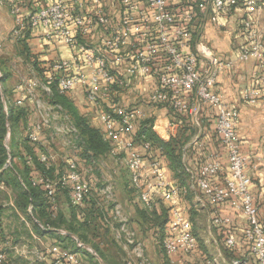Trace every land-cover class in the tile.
I'll list each match as a JSON object with an SVG mask.
<instances>
[{
	"label": "built area",
	"instance_id": "built-area-1",
	"mask_svg": "<svg viewBox=\"0 0 264 264\" xmlns=\"http://www.w3.org/2000/svg\"><path fill=\"white\" fill-rule=\"evenodd\" d=\"M4 1L0 0V3ZM175 1L34 0L36 5L32 3L25 13L23 0H9L14 18L11 32L14 40H23L28 32L37 29L44 40L62 41L71 53L69 57L52 61L45 74L46 81L40 77L31 81L23 78L16 85V90L23 94L15 99L16 103L24 105L26 101L30 102L31 109L38 116L36 121L30 120L24 134L34 152L39 150V144L43 146L38 154L40 162L52 168L58 160V153L47 144L48 128L74 147L73 155L65 157L63 170L57 169L49 174L33 167L30 182L44 188L54 213L60 208L59 195L64 189L69 190L71 203L76 207L84 206L85 200L96 193L106 209L112 205L109 207L111 219L106 217V222L112 227L118 223V233L128 232L129 218L117 200L114 181H107L100 188L93 187L94 178L86 176L82 168L86 161L77 155L81 136L73 118L61 104L44 99L40 94L45 91L52 95L53 84L61 94H68L80 86L86 99L94 104L95 109L97 107L104 138L114 146L111 152L124 156L130 187L135 193L133 203L150 209L161 200L169 204L163 247L172 264H191L194 258L197 264H218L217 259L207 257L200 249L189 210L182 205L183 195L188 190L197 200L195 207L212 209L211 226L217 230L226 231L233 224V217L222 212L231 201L236 212L245 216L246 225L239 237L232 232L224 235L225 247L234 249L240 240L247 250L243 255L237 254L231 264H264V222L256 195L251 190L250 157L241 151L237 131L239 115L236 110L225 106L222 94L214 90L220 72L230 63L209 53L208 48L189 49L194 37L192 25L197 8L212 5L221 15L230 12L232 5L239 1L180 0L186 4L179 6L174 4ZM241 5L246 7L250 16L242 21L244 30L241 33L247 42L238 58L255 60L254 84L247 91L248 101L255 103L262 93L257 83L264 84V24L254 14L264 8V0H245ZM98 33L102 36L95 40ZM204 60L206 67H202ZM150 76L153 79L150 90L141 96L146 105L114 100L118 92L125 95L132 90L135 78ZM10 103L5 98L6 110ZM159 103H170L179 111L189 112L196 123H199L203 104L218 108L215 130L227 152L228 164L211 156L197 170L187 167L191 174L188 187L171 183L163 158L153 155L149 159L146 153L151 148L150 142L139 144L137 136L142 120L149 115L146 108ZM10 140L9 123L6 148ZM189 145L184 148V161L190 157ZM24 157L28 165L33 164V154L25 153ZM128 242L134 245L139 264H150L131 233L128 234ZM49 252L55 256L52 264H83L80 254L70 248L53 246ZM8 261L7 251L0 247V264Z\"/></svg>",
	"mask_w": 264,
	"mask_h": 264
},
{
	"label": "crops",
	"instance_id": "crops-1",
	"mask_svg": "<svg viewBox=\"0 0 264 264\" xmlns=\"http://www.w3.org/2000/svg\"><path fill=\"white\" fill-rule=\"evenodd\" d=\"M33 1L34 0H23V10L25 13L28 12ZM9 3V0L0 3V43L2 44L0 47V63H7L12 58L20 56L23 49L21 42L23 41L28 44L30 52L38 56L40 60H54L58 57H69L71 55L69 49L62 41L54 43L44 40L40 37L41 32L37 29L28 32L26 37L21 41L14 40L11 35L14 27V18L10 11ZM174 4L179 6L186 3L177 0ZM35 5L36 4L33 3V6ZM249 16L250 14L248 10L243 5L231 9L230 12L221 15L217 14L212 5H209L204 9L197 8V15L192 25L194 37L189 49L198 50L203 49L204 47L208 48L209 53L216 55L224 62L230 63L229 66H225L220 72L214 90L222 94L225 106L238 112L237 131L240 138L241 151L243 154L250 157L248 173L252 177L251 190L256 195L261 219L264 222V84L262 82L257 83L262 92L261 96L255 103H250L247 99V91L254 84L255 60L250 59L242 61L238 58L242 48L247 42L246 37L243 36L239 30V27L241 26L240 23ZM254 16L261 24H264V8L258 9ZM101 36L102 34L98 33V35L95 36V40H99ZM206 66L207 62L204 60L202 67ZM5 67L6 66L4 65L0 67V75H2ZM14 74L15 73L12 71V76L7 79L5 83H0L2 98L16 99L23 95L16 90V85L21 78L18 79ZM152 80L151 76L143 79L135 78L133 80L134 87L132 90L125 93L126 97L118 92L116 95V99H118L116 101L125 103L124 101L127 100V96L130 93L132 94V98L129 102L134 99V103H138L135 99H139L140 96L148 94ZM69 95L79 111L86 117L90 116L88 111L92 110L91 107L94 106V104L86 99L82 87L77 86L69 93ZM121 99L123 101H121ZM25 104L29 106L32 105L27 101ZM30 110L31 120L36 121L38 119L37 114L34 112V109H31V107ZM150 110H154L153 112L156 116L154 128L164 139L177 136L185 130L183 129L185 126L184 123L172 122L166 107L158 105L153 106ZM217 114L218 108L209 104H203L201 112L199 113V123H196L195 118L191 117V123L188 124L189 127L192 128V132L190 131L189 133H186L187 136L190 134V139L186 145L190 144L189 146H191L195 140L201 139L205 142V147L201 150L203 153H200V157H204L203 160H207L213 156L227 165V152L215 130ZM95 117L97 118L96 120H98L97 123L100 124L99 128H102L98 115L95 114ZM88 118L93 125L97 126V123L94 122L96 120L92 121L90 117ZM111 146L112 148L114 147L113 145ZM113 157L116 158V160H120L122 163L124 162L123 154H116V152H110L101 159L103 160V158H107L111 160ZM1 171L2 169H0V172ZM166 175L171 183H175L174 178L171 176V172L167 170ZM129 177H121L118 182L116 193L117 200L121 203L124 213L129 218L128 232L118 233L116 229L119 227H112V234L116 235L117 241L122 243L123 239H125V242L127 241V246L130 245V248L127 249L128 256L126 264L140 263V258L135 253L134 245L128 244L129 233L132 234L136 243L142 247L150 264H169L171 259L160 246L161 227L160 225L149 223L148 219L145 220L143 213L141 212L142 207L133 203L132 200L135 193L133 188L130 187ZM2 183L4 184L3 181ZM61 198L64 203L65 222L61 227L51 228L54 230L53 234L44 233L41 235L33 226V228L30 229L31 239L28 240V242L25 240L19 241L16 236H12L10 235V232L6 231L3 220L0 219V247L8 253L9 261L7 264H52L55 256L53 253L49 252V250L53 246H61L63 248L75 250L79 254H83V264H93L89 259V256L82 251L83 248H86L92 252V249L88 246L83 247L82 244L87 245V243L83 242L78 234L71 232L68 227L73 218L72 210L65 203L67 198L65 196H61ZM232 203L233 202L231 201L222 212L233 217L231 228H226V230L229 231V233H236L237 237H239L246 225V219L243 214L236 212L234 204ZM182 205L188 210L192 206L190 200L187 199H183ZM154 207L158 214L162 213V206L159 201L156 202L153 208ZM198 207L199 206L197 205L194 211H191L189 215H194L193 228H195V233L202 239L200 240L201 247L207 257L217 259L218 264H231L232 259L237 254L243 255L247 252L246 247L244 244L240 243V240L238 241L237 247L234 249L225 247L223 245L224 236L222 235V232L211 226L212 209L210 207H200L199 209ZM31 208L32 205H30L28 212H32ZM17 211L20 213V210ZM75 212L77 214V221H75L77 223L83 222L84 212L81 213V211L78 212L77 210ZM196 213H198L197 217H195ZM200 214L203 219L202 226L198 222ZM203 217H205L206 220H204ZM37 223L45 231L51 230L50 228H45L39 220H37ZM104 228L105 226L103 225L101 229ZM165 229L166 223L164 225V230ZM66 236L71 237L72 240L77 243L78 247L73 246L72 242L67 239ZM24 249H29V255L24 252Z\"/></svg>",
	"mask_w": 264,
	"mask_h": 264
},
{
	"label": "trees",
	"instance_id": "trees-1",
	"mask_svg": "<svg viewBox=\"0 0 264 264\" xmlns=\"http://www.w3.org/2000/svg\"><path fill=\"white\" fill-rule=\"evenodd\" d=\"M239 3L236 5H232V9L238 7L243 3L245 0H238ZM231 11V10H230ZM239 30L240 32H243L244 30V24L240 23ZM21 41V40H20ZM22 43V52L26 54V60L27 62H30V65L35 69L39 70V73H44V78L42 80H45V74L46 71L51 67L53 60H40L38 56L32 54L30 52L29 46L26 42ZM26 52V53H25ZM5 62L0 63V67L4 65ZM6 66V65H4ZM7 66L4 68L2 75H0V83H5L7 79H9L12 76V71L6 70ZM46 94L45 91H42ZM48 100L59 103L62 105V107L70 114V116L73 118L75 125L79 129L81 141H80V149L77 152V155L84 159L87 164H95L94 162H97L98 159H101L102 157L108 155L111 150L112 146L109 141H107L104 138L103 130L91 123V121L82 114L78 107L75 105L73 100L71 99V96L68 94H61L59 90L57 89L56 85H52V95H48ZM118 99V98H117ZM116 98L114 100H117ZM159 106L166 107L168 109V115L172 122H182L184 123L183 132H181L177 136H172L169 139H164L161 137L157 131L155 130V120L156 116L153 114H149L147 117H145L140 127L137 131L138 136V142L139 144H143L146 141H149L151 144V148L147 151L146 155L150 159L153 155H159L163 158L164 163L166 165V168L169 172H171L172 178L175 180V184L181 187H188L189 181L191 179V174L187 170V167L190 166L194 170H197L198 167L201 165V163L204 161V157H200V153H203L201 150L205 147V142L201 139H198L196 143H193L189 149V159L187 161L183 160V153L184 148L187 144V142L190 139L189 136L186 135V133L192 132V128L189 127L188 124L191 123V115L189 112L185 111H179L175 109L170 103L164 104L159 103ZM30 106L29 105H17L16 102H11L8 110L5 109L4 101L2 98L1 93V87H0V169L2 171L0 172V181L5 182L4 180V165L7 162V152H6V146H5V137L8 132V124L10 123L11 126V132L13 131V125L16 124L19 128V136L16 138L14 137V143L15 145L19 143L20 141H24L26 145H28V150L26 153H31L34 155V162L32 165H28L25 157V164L27 166V177H25L28 181V185L24 183V180L21 179V176L19 177L21 179V182L24 186V188H21V192L18 193L17 202L20 206V208L23 211H28L30 205H32V212L34 216L44 225L45 228L51 229V228H58L61 227L64 222V211L63 208V200L61 196H65L67 198L66 204L68 207L72 210V220L71 224L68 225L71 232H74L80 236L83 242L86 243H92L93 248L96 250V252L99 254L100 257L104 259V261L107 264H110L109 258L107 257L106 253L101 249L99 243H96L94 240L90 238L91 235H93L94 238H98L99 234L98 232L101 230V227L103 225L105 228L109 231H111L112 226L106 222L107 217V209L111 207L112 205H109L108 208L104 206L102 201L99 199V197L94 193L91 197H88L85 200L84 206L82 207H76L73 206L70 200L69 190L64 189L61 194L59 195L60 200V208L57 213L53 212L52 204L50 203L45 190L42 186H33L30 182L31 179V173L33 170V167L36 171L40 172H46L51 174L54 171V167L47 168L46 165L40 162L39 160V152L43 150L42 145H38V151L33 150V147L29 143V139L25 136L24 132L29 124L30 119ZM21 130V133H20ZM23 132V133H22ZM203 145H200V144ZM196 155V156H195ZM20 184V183H19ZM22 184H20L22 186ZM184 199L191 200L192 192L188 190L186 194L183 195ZM65 200V199H64ZM162 206V213L158 214L157 211L154 208H144L142 207L141 212L143 213V217L148 219L149 223L154 225H160L161 227V235H160V246L163 248V239L166 236V229L164 230V225L169 221V210L170 206L167 202L164 200L159 201ZM140 206V205H139ZM138 206V208H139ZM195 207L192 205L189 208V211H194ZM78 211L84 214V220L83 222L77 223L76 221V212ZM190 219L193 224L194 215L192 214L190 216ZM76 220V221H75ZM109 225V226H108ZM115 227H119L118 223H115ZM194 226V224H193ZM34 227L36 228L37 232L41 235L44 233L53 234L54 230H47L45 231L38 223L34 224ZM111 227V228H110ZM195 229V228H194ZM227 231V230H226ZM221 231L222 235L224 236L226 233H229V231ZM197 235V234H196ZM199 237V235H197ZM67 239H69L73 246H77V243L72 240L71 237L66 236ZM199 240V246L200 249L204 252V250L201 247L202 240L200 237ZM97 244V245H96ZM78 247V246H77ZM82 251L84 254L90 257V260L93 262V264H99L94 257V254L86 249L83 248ZM166 252V251H165ZM167 253V252H166ZM171 259V258H170ZM169 261V260H168ZM8 263V262H7ZM6 263V264H7ZM169 264H172V261H169Z\"/></svg>",
	"mask_w": 264,
	"mask_h": 264
},
{
	"label": "rangeland",
	"instance_id": "rangeland-1",
	"mask_svg": "<svg viewBox=\"0 0 264 264\" xmlns=\"http://www.w3.org/2000/svg\"><path fill=\"white\" fill-rule=\"evenodd\" d=\"M26 53V52H25ZM26 54L22 52L20 56H16L15 58H12L9 62L4 63V65L7 66L6 70H11L15 74V77L25 79L27 81H31L34 77H40L44 78V73H39V70H35L31 65L30 62L27 63L26 60ZM59 59L62 57H58ZM56 58V59H58ZM53 60V59H52ZM55 60V59H54ZM34 69V70H33ZM34 72V73H33ZM42 98L48 99L49 97L47 94L40 92ZM131 95V96H130ZM138 95V94H137ZM126 97V95H125ZM132 98V94L129 93L127 96V100H125V103L129 104H135L134 99H132L131 102L129 100ZM10 102H16L15 99H9ZM121 101H123L121 99ZM137 105H140L141 102L146 105L147 102H145L144 98L135 99ZM11 104V103H10ZM17 104V103H16ZM19 105V104H17ZM152 106L145 107L146 110L148 111V114L153 115L154 110H150ZM92 110H89L88 113L90 116H87L91 118L92 121L96 120L97 116L95 117V114L99 115L97 109H95V106L91 107ZM41 117V116H40ZM95 117V118H93ZM89 119V118H88ZM31 120V117L29 121ZM90 120V119H89ZM32 121V120H31ZM95 123L98 122V120L94 121ZM97 126L100 127V124L97 123ZM21 133V130H20ZM23 133V132H22ZM7 136V134H6ZM19 136V128L16 124L13 125V131L11 132V140L8 143L9 147H7L6 152H7V162L4 165V184L0 181V219L3 220L5 229L7 232H10V235H14L18 238L19 241L25 240L28 242V240L31 239V234H30V229L33 228L34 224H37V218L33 215L32 212L28 211H22L20 209V206L17 202V196L18 193L21 192V188L23 186L21 179L24 180V183L28 185V181L25 177H27V166L25 164L24 156L26 151L28 150V145L24 141H20L15 145L14 137L15 140ZM45 138V137H44ZM6 139V137H5ZM46 140H49L47 144L49 147L56 151L58 153V160L56 161V164L54 165V170H63L66 166V161L65 157L66 155H73V146H71V143L67 139H63L58 135H55V132L53 129L48 128L46 131ZM67 141V142H66ZM104 160V161H103ZM98 159L95 164H87L84 162L82 164V168H84L85 175L89 176L91 178H94L92 182V185L94 188H100L105 185L107 181L113 180L115 184V189L117 193V186L118 182L121 179V177H129V170L126 166V164L121 162L120 160H116V158L107 159L103 158ZM53 171V172H55ZM118 175V176H116ZM21 176V179L19 178ZM112 176V179L110 178ZM116 176V177H115ZM115 178V179H114ZM130 178V177H129ZM22 184V186L20 184ZM130 184V182H129ZM188 200V199H187ZM193 200V201H192ZM191 204L195 207V204H197V200L192 193ZM199 204V203H198ZM15 205V206H14ZM63 211L64 209V204L62 207ZM200 209V206L198 207ZM20 210V213L17 210ZM107 218L110 220L111 216V209L108 208L107 211ZM190 214V211H189ZM204 214V213H201ZM200 214L199 217V224L202 226L203 219L202 215ZM198 213H196L195 217H197ZM204 220H206L205 217H203ZM197 222V220H196ZM109 226V225H108ZM116 226V225H115ZM111 228V227H110ZM112 229V228H111ZM99 236L98 238H94L93 235L90 236L92 240H94L96 243H99L98 246L101 247V249L106 253L107 257L109 258L110 264H126V259L128 256L127 249L130 248V245L127 246L125 239H123V242H119L116 239V235L112 234V230L109 231L106 228L101 229L98 232ZM8 235V234H7ZM204 235V233H203ZM122 241V240H121ZM128 244H131L128 242ZM97 245V244H96ZM133 245V244H132ZM87 246L91 248L95 257V260L99 264H107L102 257L99 256V254L96 252V250L93 248L92 243H87ZM126 248H125V247ZM23 250V249H22ZM29 250V249H28ZM27 249H24V252L29 255V251ZM21 251V250H20ZM96 252V254L94 253ZM31 254V250H30ZM34 255V253H33ZM81 258H83V254H80ZM100 257V258H99ZM90 259V257H89ZM102 263H101V260ZM201 260V259H199ZM194 263L190 262L191 264H197V259H193ZM24 264V263H21Z\"/></svg>",
	"mask_w": 264,
	"mask_h": 264
},
{
	"label": "water",
	"instance_id": "water-1",
	"mask_svg": "<svg viewBox=\"0 0 264 264\" xmlns=\"http://www.w3.org/2000/svg\"><path fill=\"white\" fill-rule=\"evenodd\" d=\"M3 101H5V97H3ZM82 246L83 247H87V245H85V244H82ZM93 251V250H92ZM95 254H96V252H94ZM100 258V257H99ZM101 260V259H100ZM101 262H102V260H101Z\"/></svg>",
	"mask_w": 264,
	"mask_h": 264
}]
</instances>
